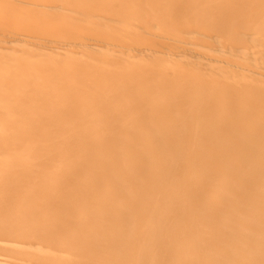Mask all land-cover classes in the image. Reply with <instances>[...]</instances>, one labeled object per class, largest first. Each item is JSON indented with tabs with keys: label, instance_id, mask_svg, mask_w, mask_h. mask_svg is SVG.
Listing matches in <instances>:
<instances>
[{
	"label": "bare ground",
	"instance_id": "6f19581e",
	"mask_svg": "<svg viewBox=\"0 0 264 264\" xmlns=\"http://www.w3.org/2000/svg\"><path fill=\"white\" fill-rule=\"evenodd\" d=\"M0 264H264V0H0Z\"/></svg>",
	"mask_w": 264,
	"mask_h": 264
}]
</instances>
